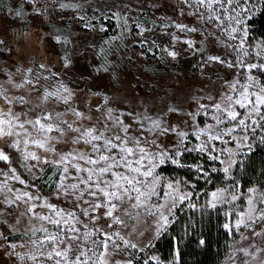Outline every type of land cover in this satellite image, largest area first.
Masks as SVG:
<instances>
[{"label": "snow or ice", "instance_id": "snow-or-ice-1", "mask_svg": "<svg viewBox=\"0 0 264 264\" xmlns=\"http://www.w3.org/2000/svg\"><path fill=\"white\" fill-rule=\"evenodd\" d=\"M23 4L39 18L49 9L60 19L70 12L67 19L90 35L107 33L101 21L116 18L120 35L86 46L99 58L88 79L104 74L112 84L110 91L85 93L99 97L93 104L66 82L79 58L69 35L59 28L51 35L64 49L56 70L13 60L7 33H0V252L9 264H165L146 253L181 205L198 210L194 199L200 198L191 181L164 174L168 164L188 167L208 183L213 173L224 174L225 183L205 194L204 206L224 209L221 226L238 245L231 264H264V185L244 187L233 174L264 146V38L252 35L264 0ZM20 7L13 0L8 14L19 18ZM121 36L138 38L141 57H195L192 67L204 87L158 99L122 94L115 87L120 61L128 59ZM191 152L203 162L182 163ZM180 239L174 238L167 264H181Z\"/></svg>", "mask_w": 264, "mask_h": 264}, {"label": "rangeland", "instance_id": "rangeland-1", "mask_svg": "<svg viewBox=\"0 0 264 264\" xmlns=\"http://www.w3.org/2000/svg\"><path fill=\"white\" fill-rule=\"evenodd\" d=\"M18 3L22 5V7L19 8L22 13L19 18L14 14H8V9L12 8L13 0H0V33H7L6 39L14 48V51L11 54L13 60L45 63L54 66L56 70H60L61 55L64 49L61 45L56 44L51 39L54 29L59 28L60 34L69 35L73 40V43L76 45V48L73 49V53L79 58L75 61L74 67L67 72L66 82L74 89L84 90L83 92L78 93V99L80 97H85V93L89 89L93 91H110L112 89V84L109 82V77L107 75H95L91 80L88 79L89 73L91 72L90 66L99 63V58H94L93 50L86 46L88 43L93 42V40L100 41L101 36L108 39L120 35L117 31L120 26L119 20L113 18L110 21H101L108 26L107 33H100L98 36L95 34L90 35L86 31L78 30L75 23L72 20L67 19V17L71 15L70 12L63 13L65 19H60L59 17L61 14L59 12H52L51 9H49V13L45 14L44 18H39L30 14L31 8L28 5L23 4V0H18ZM143 20L146 22L148 16H143ZM65 24L70 27L66 29L64 27ZM252 35L258 38H264V36L256 34L253 30ZM137 39L138 38L134 36H121V55H126L128 59H122L120 61L121 76L119 82L115 83V87L119 89L122 94L133 98L136 96L143 97L145 92H147L150 97L158 99L159 97L164 96L166 92L169 94L173 92L186 94L197 88L204 87V84L201 83L202 78L197 74V69L192 67L195 57L181 58L176 61H158L151 53H146L144 57H141L139 53L144 50L137 46ZM161 40L166 41L167 38L161 37ZM125 45L128 47H123ZM105 47L108 46L106 45ZM178 47L183 46L178 45ZM81 50L83 51V56H80ZM205 71L207 72L208 69H205ZM219 71L221 74H224L223 69H220ZM209 87H211V85H209ZM85 98L89 99L93 104L99 99V97L95 96H88ZM184 98V95H182L181 99ZM175 118L176 117H173V119ZM193 143H195V141H193ZM191 153V159H198L196 162L193 160V163L203 162L198 153ZM181 161L184 164L186 163L183 158H181ZM208 163L210 164L211 162ZM2 166L3 165L0 164V167ZM216 167L219 168L221 166L216 164ZM219 174L220 177L218 179H214L213 176L211 178V183L214 181L215 187H219L225 183L224 174L222 172H219ZM233 174L237 177L240 183L244 185V187L257 184V182L245 184L239 170ZM167 176L172 177L170 175ZM173 178L189 180L184 177ZM189 181L196 185V191L200 194V198L194 199V202L198 205V210L208 209L204 206L205 200L208 198L205 194L210 193L215 187L213 189H208V186L211 183L199 179L198 181L206 183L205 187L199 189L197 188V185H199L200 182H197L196 180ZM190 209L191 208L189 207L181 205L179 210L184 212L185 210ZM221 211L224 215V209H221ZM148 236L149 233L146 232L145 237L141 238V240L147 239ZM133 238L135 239V237ZM17 239L19 238L17 237ZM229 245V253L221 264H231L229 256L233 254L234 248L238 245L234 243L232 237ZM146 254L157 255L153 248L149 249ZM144 255L145 253L141 254L142 257ZM167 262H165V264H167ZM0 264H9V260L4 257L2 252H0Z\"/></svg>", "mask_w": 264, "mask_h": 264}, {"label": "trees", "instance_id": "trees-1", "mask_svg": "<svg viewBox=\"0 0 264 264\" xmlns=\"http://www.w3.org/2000/svg\"><path fill=\"white\" fill-rule=\"evenodd\" d=\"M252 30L264 36V14H256L252 22ZM192 153H186L183 160L190 165ZM189 160V162H188ZM192 160V161H190ZM245 184L259 182L264 185V146L257 149L246 158L245 167L239 170ZM164 173L172 177H184L189 180L200 182L197 188L205 187L206 183L198 181L196 173L188 167L165 165ZM214 179L220 177L219 172L213 173ZM215 182L208 186L213 189ZM225 217L221 211L212 209L203 210H177L175 222L167 233L155 241L153 248L161 261L167 262L172 258L174 238L180 239L181 264H221L229 253L231 237L222 228ZM204 239L205 245L200 246L198 240ZM139 264V262H138Z\"/></svg>", "mask_w": 264, "mask_h": 264}]
</instances>
